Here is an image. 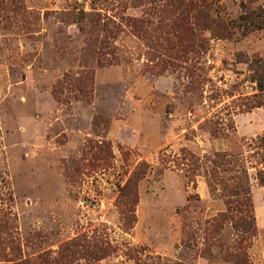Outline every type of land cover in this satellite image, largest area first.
Instances as JSON below:
<instances>
[{"label":"rangeland","instance_id":"374dc122","mask_svg":"<svg viewBox=\"0 0 264 264\" xmlns=\"http://www.w3.org/2000/svg\"><path fill=\"white\" fill-rule=\"evenodd\" d=\"M264 0H0V264H264Z\"/></svg>","mask_w":264,"mask_h":264},{"label":"trees","instance_id":"16d2710c","mask_svg":"<svg viewBox=\"0 0 264 264\" xmlns=\"http://www.w3.org/2000/svg\"><path fill=\"white\" fill-rule=\"evenodd\" d=\"M259 85L260 87L264 86V76L263 74L259 78ZM257 176L260 182L264 181V169H260L257 171Z\"/></svg>","mask_w":264,"mask_h":264}]
</instances>
